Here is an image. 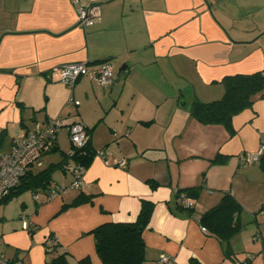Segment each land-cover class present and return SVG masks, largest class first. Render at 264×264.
<instances>
[{"label":"crops","instance_id":"0c3cea01","mask_svg":"<svg viewBox=\"0 0 264 264\" xmlns=\"http://www.w3.org/2000/svg\"><path fill=\"white\" fill-rule=\"evenodd\" d=\"M80 2L99 4L88 26L78 23L72 0H0V130L11 133L1 152L37 122L57 117L83 122L94 151L74 184V148L66 126L58 129L53 150L28 168L61 163L49 188L32 191L37 197L29 206L22 200L21 213L7 212L10 199L0 203V252L44 264L53 238L69 264L85 256L103 264L91 230L135 221L141 200H148L154 208L142 231L145 264H158L162 254L172 264H237L251 256L250 264H264V171L260 160L241 159L264 142V98L233 116L232 134L189 112L194 99L221 98L224 76L264 72V0ZM76 62L89 72L110 63L111 84L101 87L87 74L72 87L63 83L62 66ZM216 154L226 161L210 164ZM200 184L197 197L186 196L191 207L178 202L177 190ZM55 186L63 189L52 195ZM80 191L91 201L63 208ZM224 193L239 201L241 224L252 230L245 237L241 228L231 239V256L198 220Z\"/></svg>","mask_w":264,"mask_h":264},{"label":"trees","instance_id":"16d2710c","mask_svg":"<svg viewBox=\"0 0 264 264\" xmlns=\"http://www.w3.org/2000/svg\"><path fill=\"white\" fill-rule=\"evenodd\" d=\"M221 83L223 85L221 98L209 102L194 99L189 106V112L201 124H219L232 134L234 133L232 127L233 116L244 109L250 108L256 96L264 98V72L256 71L226 75L221 79ZM16 103L23 108L19 102ZM3 133L4 130H0V138ZM93 155L94 151L91 149L90 138L85 147L74 149L73 153H70L75 163L80 165L83 170L90 164ZM261 156L259 158L260 167L264 171V157L261 158ZM226 159V156L216 154L209 162L210 164H220L224 163ZM59 165L61 163L48 165L37 172L27 170L15 189L0 200V203L6 202L26 190L36 191L49 188L52 171L54 167ZM149 182L152 187L157 186L155 180H149ZM202 188L203 185L200 184L179 189L176 191V197H179L180 194L197 197ZM90 201L91 196L80 191L70 203L64 204L63 208ZM153 208L154 204L152 202L141 200L140 210L135 221L105 222L91 230L96 254L103 264H145V245L142 239V231L148 226ZM241 211L242 206L239 201L232 194L224 193L214 206L199 215L200 225L205 227L209 234L215 236L222 243L227 256L232 255L230 249L231 239L242 228L239 218ZM58 245L56 240L52 238L47 246L51 254L48 255L44 264H69L68 253L65 250H59L60 246ZM76 264L92 263L90 258L85 256L79 259ZM237 264H249V259L237 262Z\"/></svg>","mask_w":264,"mask_h":264},{"label":"built area","instance_id":"2783aa9c","mask_svg":"<svg viewBox=\"0 0 264 264\" xmlns=\"http://www.w3.org/2000/svg\"><path fill=\"white\" fill-rule=\"evenodd\" d=\"M77 6V21L83 26L91 24L92 19L100 14L99 4L83 5L80 0H72ZM89 75L101 87H108L112 82L113 70L108 62H103L95 71L89 72L85 62H76L64 64L61 68V81L72 87L75 81L82 75ZM74 103L78 101L74 100ZM62 126H66L69 141L74 149H81L86 146L90 135L85 124L81 121L66 124L62 118H51L46 122H37L35 127L28 131L24 136L14 138L11 142L10 149L0 153V200L6 197L19 184L21 178L29 167L39 164L41 156L47 152L53 145L56 133ZM264 153V142H262L255 152H247L241 156L245 165L258 161ZM103 157L104 151L97 152ZM118 165L124 166L123 160L118 161ZM72 171L75 173L74 184L80 181V174L83 168L76 164ZM63 189V186H55L51 189V194H56ZM37 197L36 194L33 195ZM178 202L185 206L191 207L192 203L185 195L180 194ZM23 228L29 226L25 217L22 218ZM202 231L206 228L201 226ZM51 240H49L50 242ZM173 257L162 254L158 259V264H172ZM0 264H23L19 260H10L0 252Z\"/></svg>","mask_w":264,"mask_h":264},{"label":"rangeland","instance_id":"374dc122","mask_svg":"<svg viewBox=\"0 0 264 264\" xmlns=\"http://www.w3.org/2000/svg\"><path fill=\"white\" fill-rule=\"evenodd\" d=\"M10 137H11V133H9V134H6V133H3L2 135H1V138H0V153H1V151H3L4 149H6L7 148V146L9 145V141H10ZM67 145H68V148L70 149V148H73V146H72V144L70 143V141L68 140V143H67ZM50 158V157H49ZM45 161H46V158H45ZM70 164H73L72 162H70ZM37 192H39V191H37ZM32 195H33V193H32V190H26V191H23V192H20L18 195H15V196H13L11 199H10V203L9 204H11V205H9V207H8V209H7V212L9 211L10 213H12V212H20L21 210H20V206H19V204H20V202L22 201V200H25V202L27 203V205L29 206L31 203H33L32 202ZM2 209V207L0 206V210ZM21 213V212H20ZM252 230L250 229V227L249 226H245V225H243L242 226V234H243V236H245V237H251V232ZM250 246V245H249ZM251 256V255H250ZM251 257H253V256H251ZM249 258V260L252 262V258ZM245 259H243V261H244ZM248 260V259H247ZM250 264V263H249Z\"/></svg>","mask_w":264,"mask_h":264}]
</instances>
